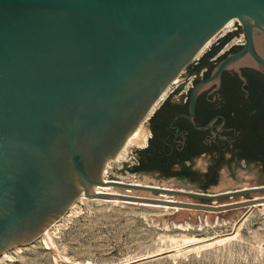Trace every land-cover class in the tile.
<instances>
[{
	"label": "water",
	"instance_id": "water-1",
	"mask_svg": "<svg viewBox=\"0 0 264 264\" xmlns=\"http://www.w3.org/2000/svg\"><path fill=\"white\" fill-rule=\"evenodd\" d=\"M232 18L245 44L209 80L239 73L244 62L264 75V0H0V254L37 238L81 193L209 212L264 200V185L208 193L102 178L165 89ZM96 185L211 202L255 195L176 203L97 194Z\"/></svg>",
	"mask_w": 264,
	"mask_h": 264
},
{
	"label": "rangeland",
	"instance_id": "rangeland-1",
	"mask_svg": "<svg viewBox=\"0 0 264 264\" xmlns=\"http://www.w3.org/2000/svg\"><path fill=\"white\" fill-rule=\"evenodd\" d=\"M174 81L177 83L178 78ZM141 150L132 148L125 160L106 168L105 177L147 180L151 185L208 193L264 185L259 163L222 162L216 177H210L204 174L208 162L199 158L187 173H181V166L172 170L156 165L136 168ZM130 191L139 196H161L144 190ZM254 195L213 202L171 196L187 202L223 204ZM47 240H51L48 245L37 239L19 250H9L10 257H0V264H264V210L244 206L209 212L81 200L76 210L53 228Z\"/></svg>",
	"mask_w": 264,
	"mask_h": 264
},
{
	"label": "flooded vegetation",
	"instance_id": "flooded-vegetation-1",
	"mask_svg": "<svg viewBox=\"0 0 264 264\" xmlns=\"http://www.w3.org/2000/svg\"><path fill=\"white\" fill-rule=\"evenodd\" d=\"M245 41L237 21L204 56L184 68L148 120L149 135L136 168L181 166V173H187L199 158L208 162L204 174L210 177H216L222 162H255L264 171V75L244 62L239 73L228 69L209 80L214 67L241 50ZM196 85L201 87L192 102Z\"/></svg>",
	"mask_w": 264,
	"mask_h": 264
},
{
	"label": "bare ground",
	"instance_id": "bare-ground-1",
	"mask_svg": "<svg viewBox=\"0 0 264 264\" xmlns=\"http://www.w3.org/2000/svg\"><path fill=\"white\" fill-rule=\"evenodd\" d=\"M235 20L237 21L236 18L230 19L222 27V29L220 30V36L224 35V33H226V31H228L230 29L231 25L235 22ZM215 39H216V35L214 37H212L211 39H209L205 43V45L199 50V52L195 55L194 60L201 57V55L206 52V50L211 46V44L214 42ZM177 78H175V79H177ZM175 82L176 81H174V84H175ZM170 88L171 87L168 86L165 89V91L161 94V96L157 99V101L153 104V106L150 108V110L148 111V113L144 117L143 121L139 124V126L135 129V131L128 137V139L124 143L123 147L119 150L117 155L113 159L107 161V163L104 167L103 173H102V178L105 182L109 180L105 177L106 168H108L113 163L125 160L128 157L129 153L131 152L132 148H134V147H141L142 148L146 145L147 138L149 135V130H148V127L145 125V123L148 120V118L153 114V112L157 109V107L163 101V99L166 97ZM120 181L129 182V183H133V184L151 185V184H148L147 180L141 181V180H137V179H135V180L134 179H130V180L120 179ZM155 185L159 186L157 184H155ZM256 186H261V185H255V186H249V187H256ZM160 187H164L166 189H173L171 187H166V186H160ZM243 188H247V187H243ZM173 190H180V189H173ZM94 191L97 194H101V193H103V194H118V193H121V191L118 188H116L114 186H109V185H96L94 187ZM182 191L188 192L186 190H182ZM124 192L127 195H133V194H131L130 190H126ZM161 196H162V198H160V199L171 201V202H176V203L187 202V201L176 200L171 195H169L167 193H161ZM246 199H241L239 201H234V202H227V203H223V204H229V203H235V202H244V201H246ZM81 200H95V201H100V202L138 204V205H142V206H152V207H157V208L174 209V210H182V209L193 210L190 208H184L181 206H177L174 203L173 204H167V203L166 204H152V203L137 202V201H133V200L119 199V198H113V197L86 196L83 193H81L77 197V199L71 204L69 209L58 220L53 222L45 231H43L34 240H37V239L41 240L42 239L44 241V244L48 245L49 242L51 241V240H47V239H49V233L53 230V228L55 226H57L62 220H64L65 217L69 216V214L73 213L76 210L77 202H79ZM187 203H194V202H187ZM213 205H221V204H213ZM245 207H248V208L259 207L260 211H262V210H264V200L260 201L258 203L252 204V205L245 206ZM34 240H32L30 243L34 242ZM27 244H29V243H27ZM27 244H25V245H27ZM20 246H22V245L14 246L11 249L19 250ZM11 249H8V250L4 251L3 253H1L0 257L1 258L10 257L9 250H11Z\"/></svg>",
	"mask_w": 264,
	"mask_h": 264
},
{
	"label": "built area",
	"instance_id": "built-area-1",
	"mask_svg": "<svg viewBox=\"0 0 264 264\" xmlns=\"http://www.w3.org/2000/svg\"><path fill=\"white\" fill-rule=\"evenodd\" d=\"M235 24V23H234ZM223 36V35H222ZM222 36H220V31L216 34V39L215 40H217V39H219L220 37H222ZM195 60L193 59V61L192 62H194ZM191 62V63H192ZM174 85V82H172L169 86L170 87H172ZM171 89V88H170ZM170 91V90H169Z\"/></svg>",
	"mask_w": 264,
	"mask_h": 264
}]
</instances>
